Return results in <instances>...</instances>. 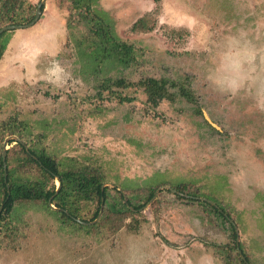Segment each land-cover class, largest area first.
<instances>
[{
	"label": "rangeland",
	"instance_id": "obj_1",
	"mask_svg": "<svg viewBox=\"0 0 264 264\" xmlns=\"http://www.w3.org/2000/svg\"><path fill=\"white\" fill-rule=\"evenodd\" d=\"M40 1L15 0V12L24 21ZM42 7L34 26L8 31L0 58V155L5 147L20 178L36 172L23 165L18 142L60 167L100 168L111 194L119 188L127 198L123 184L142 199L148 184L161 190L102 227L92 226L104 207L91 221L96 202H79L78 221L92 227L81 230L44 202H17L8 215L0 204V264H240L226 223L195 202L203 194L230 213L248 264H264V0L91 4L134 48L135 63L107 77L176 80L194 95L195 103L177 98L156 109L136 85L101 91V77L80 72L76 44H90L94 13L74 10L71 0ZM178 185L185 189L177 197Z\"/></svg>",
	"mask_w": 264,
	"mask_h": 264
},
{
	"label": "trees",
	"instance_id": "obj_2",
	"mask_svg": "<svg viewBox=\"0 0 264 264\" xmlns=\"http://www.w3.org/2000/svg\"><path fill=\"white\" fill-rule=\"evenodd\" d=\"M13 1L15 0H0V22L3 23V21H6L4 27L20 26L23 22L27 24L31 22L34 18V13L32 15L29 14L23 21L22 16L20 19V14L15 12L16 7ZM94 2L96 0H71L74 10L83 11L84 9V13L91 12L98 17L91 19L88 18V14H85V19L88 18L86 23L91 25L90 35L88 37L90 44L84 46V41H78L76 44V52L81 57L79 59L80 72H86L89 75H94L99 78L101 77V82L96 81L98 82L97 89L101 91L111 90L113 87L128 88L135 85L140 87L145 95L146 103L152 109H156L164 101L174 102L177 98H182L190 104L195 103L192 91L186 85L176 80L145 78L136 84H132L124 79H114L111 76L107 77L106 73L109 71L130 68L135 63V53L132 45L114 36L105 19L102 18L103 12L98 14L91 11V4ZM42 11L43 7L41 8V13ZM139 23L136 22L133 27H136ZM2 27L0 26V28ZM65 28L66 30L71 28L68 22L65 23ZM11 34L12 32H5L0 35V58L6 49V43ZM98 93L97 96H100V91ZM118 101L121 103H129L133 101V98H122V96H118ZM17 145L24 154L23 165L33 168L36 173L35 177L31 178V180L29 178L16 177L14 175V168H10V160L8 157L5 159L6 170L4 171L2 156L0 155V204L2 205V212L7 215L11 211H14L17 202H44L48 213L54 217H59L62 223H69L78 227L79 230L90 229L112 223L114 216H118L120 221H124L128 214L132 215L134 212H137L154 195L155 187L150 186L151 184H148L149 186L146 189V194L143 199L139 195H133L128 191L131 185L123 184L120 187L127 194V201L123 203V196L119 191L113 189L114 194H111L110 190L106 187L102 189L105 178L100 168L77 166L71 163L62 164L61 167L63 168H61L57 161L43 151L25 148L23 145H19V142ZM8 153L7 151L6 154ZM55 179L59 182L57 191L54 189V186H47L50 181H54ZM184 189V186L181 188L180 185L175 187L177 197L184 192ZM198 195L200 194H193V196ZM209 197L203 194V198L209 200ZM49 199H51V204L58 211L50 210L47 206ZM212 201L216 206L202 201L195 202H198L203 207H207L210 213L225 222L231 231V238L235 242L236 232L234 224L230 222V213L220 206L218 202L215 200ZM79 202H96V209L91 221L97 218L101 205L104 207L103 215L95 226L83 227L76 221L79 219V216L76 214L79 209L75 205ZM118 227L119 225L116 226V229ZM235 247L234 249L237 251V247ZM238 249L248 264L250 261L242 252L240 245H238ZM236 259L240 264H246L240 258L239 254H236Z\"/></svg>",
	"mask_w": 264,
	"mask_h": 264
},
{
	"label": "water",
	"instance_id": "obj_3",
	"mask_svg": "<svg viewBox=\"0 0 264 264\" xmlns=\"http://www.w3.org/2000/svg\"><path fill=\"white\" fill-rule=\"evenodd\" d=\"M45 2H46V0H41L40 2H39V4L37 5V7H36V10H35V14H34V18H33V20L31 21V22H29L28 24H26V25H20V26H6V27H2V28H0V35L2 34V33H5V32H8V31H16V30H25V29H28V28H31L32 26H34L37 22H38V20H39V18H40V16H41V8H42V6L45 4ZM25 147V146H24ZM5 155H6V149H5V147L3 148V151H2V162H3V168H4V171L6 170V167H5ZM54 181H56L58 184H57V186H56V191L58 190V188H59V182H58V180L57 179H55ZM103 185H102V189H103ZM117 190L121 193V195L123 196V201L124 202H126L127 201V198H126V196H125V194L119 189V188H117ZM159 190H161V188H159V189H157L156 191H155V193H154V195H153V197L151 198V200L148 202V203H151L155 198H156V196H157V194H158V192H159ZM171 192L172 193H176L175 191H173V190H171ZM196 199H198L199 201H202V202H206V203H208V204H210V205H212V206H216L212 201H209V200H206V199H204V198H196ZM47 204H48V206H49V208L51 209V210H57L52 204H51V199H49L48 201H47ZM0 211H1V207H0ZM101 212H102V205H101V207H100V210H99V213H98V216H97V218L96 219H98L99 217H100V215H101ZM78 223H80V224H84V225H86L85 223H83V222H80V221H78V220H76ZM231 222V221H230ZM234 229H235V232H236V247H237V253L239 254V256H240V258L243 260V262H245V260H244V258L242 257V255H241V252H240V250L238 249V240H239V236H238V233H237V228L234 226ZM246 263V262H245ZM247 264V263H246Z\"/></svg>",
	"mask_w": 264,
	"mask_h": 264
},
{
	"label": "crops",
	"instance_id": "obj_4",
	"mask_svg": "<svg viewBox=\"0 0 264 264\" xmlns=\"http://www.w3.org/2000/svg\"><path fill=\"white\" fill-rule=\"evenodd\" d=\"M4 55V54H3ZM3 57V56H2ZM2 60V59H1ZM1 60H0V62H1Z\"/></svg>",
	"mask_w": 264,
	"mask_h": 264
}]
</instances>
